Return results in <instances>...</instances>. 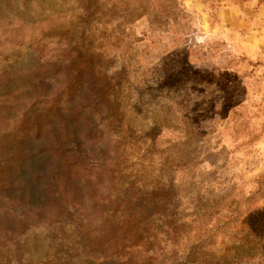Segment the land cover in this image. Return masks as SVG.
<instances>
[{
  "label": "rangeland",
  "instance_id": "rangeland-1",
  "mask_svg": "<svg viewBox=\"0 0 264 264\" xmlns=\"http://www.w3.org/2000/svg\"><path fill=\"white\" fill-rule=\"evenodd\" d=\"M223 5L0 0V264H264V56Z\"/></svg>",
  "mask_w": 264,
  "mask_h": 264
},
{
  "label": "crops",
  "instance_id": "crops-1",
  "mask_svg": "<svg viewBox=\"0 0 264 264\" xmlns=\"http://www.w3.org/2000/svg\"><path fill=\"white\" fill-rule=\"evenodd\" d=\"M225 4L218 12L219 33L245 54L257 51L264 56V0H225ZM239 10L244 11L242 17L237 16Z\"/></svg>",
  "mask_w": 264,
  "mask_h": 264
}]
</instances>
